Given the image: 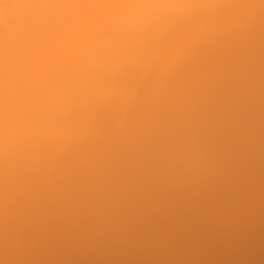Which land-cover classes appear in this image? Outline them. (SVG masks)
Segmentation results:
<instances>
[{
    "label": "bare ground",
    "instance_id": "1",
    "mask_svg": "<svg viewBox=\"0 0 264 264\" xmlns=\"http://www.w3.org/2000/svg\"><path fill=\"white\" fill-rule=\"evenodd\" d=\"M202 249L264 264V0H0V264Z\"/></svg>",
    "mask_w": 264,
    "mask_h": 264
},
{
    "label": "rangeland",
    "instance_id": "2",
    "mask_svg": "<svg viewBox=\"0 0 264 264\" xmlns=\"http://www.w3.org/2000/svg\"><path fill=\"white\" fill-rule=\"evenodd\" d=\"M204 251H205V250H204ZM204 251H203V249H202V251H200V253H201V255H203V257L201 258L202 260L199 259L200 261H199V260L196 261L198 264H201V263H202L201 261L204 260V256H205V255L207 254V252H208V250H207L206 253H205ZM195 252H196V251H195ZM197 252H198V251H197ZM203 252H204V253H203ZM200 253H197V254H198L199 256H201ZM202 253H203V254H202ZM128 254H132V251L130 250V251L128 252ZM195 255H196V254H195ZM200 262H201V263H200ZM197 263H196V264H197ZM203 263H204V262H203ZM203 263H202V264H203ZM194 264H195V262H194Z\"/></svg>",
    "mask_w": 264,
    "mask_h": 264
}]
</instances>
